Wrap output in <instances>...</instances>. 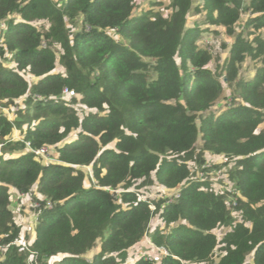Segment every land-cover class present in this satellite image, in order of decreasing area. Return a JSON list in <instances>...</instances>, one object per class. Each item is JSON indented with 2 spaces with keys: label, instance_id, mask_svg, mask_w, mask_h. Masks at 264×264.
Wrapping results in <instances>:
<instances>
[{
  "label": "trees",
  "instance_id": "obj_1",
  "mask_svg": "<svg viewBox=\"0 0 264 264\" xmlns=\"http://www.w3.org/2000/svg\"><path fill=\"white\" fill-rule=\"evenodd\" d=\"M158 2L134 12L136 0H0V105L19 107L12 120L0 112V242H11L0 264H27L9 188L51 202L31 207L36 264H201L214 249V264H264V0H170L165 13ZM190 12L206 28L188 27ZM206 31L230 39L217 70ZM247 57L254 74L241 78ZM223 83L232 102L212 110ZM63 88L77 96L61 100ZM14 127L18 140L7 137ZM26 142L55 145L57 161ZM206 155L234 162V192L191 178L188 162ZM139 182L180 193L139 198ZM145 233L178 258L128 260Z\"/></svg>",
  "mask_w": 264,
  "mask_h": 264
},
{
  "label": "built area",
  "instance_id": "obj_2",
  "mask_svg": "<svg viewBox=\"0 0 264 264\" xmlns=\"http://www.w3.org/2000/svg\"><path fill=\"white\" fill-rule=\"evenodd\" d=\"M3 27H4V23L0 22V30ZM201 40H202V44H203V39H201ZM0 42H2V40H0ZM72 96H77L75 94V91H73L72 89L63 88L62 93L60 94L59 98L61 100L67 101ZM36 97H39V96L37 95ZM21 102L22 101L19 100L17 104L21 105ZM18 108L19 107L17 105H11V106H1L0 105V112L3 113L4 115H6L9 120H12V115L14 113L13 117H15V115H16L15 112ZM19 139H20V137H19ZM1 146H2V144H0V147ZM26 147H27V150L31 151L36 156H39L43 160V162H45V163L57 161V152L55 150V145H41L39 147H31L29 142H26ZM2 155H4V154L0 150V156H2ZM210 160H212V162ZM210 160L207 161V159H206L205 160L206 162H204L201 167L198 166L195 162H192V161L188 162V166L192 172L191 178H197L200 181L208 182L209 188L211 190L217 192V193H221V192L222 193L223 192L228 193V192H226L227 188H226L225 184H224V186L219 187V186H216L215 184L211 183V178H212L211 175L213 173H216L217 175L219 173L218 178L221 177L220 176L221 172L223 173L221 167L212 168L211 165L213 163L214 164L215 163H225V165H223V166H231V164L233 165L234 162H232V161L228 162V158L226 156H223V155L222 156L211 155ZM225 182L228 183V185L232 188V191L230 193L234 192L235 187H234L233 181L228 179ZM180 187H181V184H177L176 186L171 187V188H166V187L160 186L157 190L158 197L167 198V201H170L172 198L178 197V195L180 193ZM130 190H134V188L131 187ZM110 191L112 193L118 194L121 191V189L115 188V189H111ZM138 192H139L138 193L139 198H144L147 196L146 194H144L142 192L141 189L138 190ZM17 196H18V198H21L23 202L26 199L24 202V207H26V204L28 202L27 198L30 199L29 195L25 194V193H19V194L17 193ZM41 200H43L45 207H51V202L48 199H45L42 197H39L36 200L30 199V201L28 202L27 208L31 209V211L28 214H34L32 208L41 207L40 206ZM232 204H234V202H232ZM149 208L151 211H153L155 209V205L153 203H149ZM22 230H23V232L21 233V236L15 237L13 239V242L17 246H20L21 248H23L24 250H26L28 252L27 257H26L27 264H36V253L34 250H32L30 248V245L32 243V237H31V234H29V232H30L29 227L25 229L22 226ZM143 240L146 241V243L148 245L146 253L143 254L144 259H146L150 262H153V263H159L162 260V258H164L165 256L176 257V256L172 255L165 246L156 245L153 242H151V240L148 239L147 233L144 234ZM10 244H11V242H8V243H1L0 242V254H3L7 250L8 246ZM218 255H219L218 250L214 249L213 253H211V256H210V260L213 261L212 262L213 264L217 260ZM59 257H60V255L52 257L49 259V261L53 262L54 260L58 259ZM176 258H178V257H176ZM179 260H180L181 264H194L192 262L183 261L181 259H179Z\"/></svg>",
  "mask_w": 264,
  "mask_h": 264
},
{
  "label": "rangeland",
  "instance_id": "obj_3",
  "mask_svg": "<svg viewBox=\"0 0 264 264\" xmlns=\"http://www.w3.org/2000/svg\"><path fill=\"white\" fill-rule=\"evenodd\" d=\"M150 1H156V0H136V8L134 9V12H138L141 10H145L147 9L149 6ZM194 3H196L197 0H193ZM170 0H159V2L157 4L152 5V9L154 10H160L163 13L166 12L167 6L169 4ZM197 14V15H196ZM248 14V13H247ZM246 13H242L239 22H243L246 18H248ZM204 14L203 13H192L190 12L189 16L187 17V26L191 27L193 23H198L201 25V28H206V23L204 22ZM208 28V27H207ZM210 28H214L211 27ZM220 30V28H218ZM249 30H251V27L249 28ZM209 31V30H207ZM205 32L203 35H201V38L203 39V45H207L208 48L210 49V51L212 52V56L213 59L211 60L209 66L210 68H212V70H217V67L219 65L222 64L225 56L227 55V49L225 47H222V44H226L230 41L229 38L225 37V35L218 33V34H212L210 32ZM261 32H264V30H262ZM206 46V47H207ZM254 62L251 61L250 58H246L240 65L239 68V76L241 78H250L253 74H254V70H255V66H254ZM62 70V66L56 62V71H60ZM224 85V89L222 92V95L220 100L215 104L216 106L212 107V110H216L219 109L221 106L226 105V99L230 102H232V100L230 99V90L229 87L226 83H223ZM228 95V98H224V96ZM75 107H77L79 112H82V106L78 103L77 105H75ZM262 126H264V122L261 124ZM72 135V133H71ZM73 137V135L71 136ZM208 160H210V155H206L205 157ZM212 162V160H210ZM210 162V163H211ZM220 164V163H217ZM230 164V163H229ZM234 166V164L231 166H221L223 173L221 172L220 176L219 173L218 175L216 173H213L211 176V183L215 184L216 186L222 187L226 186V192H228L227 194H230V192L232 191V188L228 185V183H226L225 181H227L229 179L228 177V172L229 170ZM85 173H87V175L90 172V166H82L81 167ZM213 168H215V164L213 163ZM225 180V181H224ZM89 181V179H88ZM141 182V181H140ZM139 184V188L142 190V192L144 194H152L153 192H156L159 188V186L154 183V184H146V185H140ZM9 191L11 193V197H12V201H11V205H12V209H13V213L15 216V219L22 224H28L30 226H26L24 227L26 228H30L29 231H33V224L32 221L28 220V213L31 211V209L27 208L28 207V202L30 201L29 198H27V204L26 207H24V202L22 201L21 198H18L17 193H14L15 190L12 188H9ZM231 209L232 210H236L233 208V206L231 205ZM235 217L238 219L239 215L238 212L234 213ZM26 222V223H25ZM160 223L159 217L155 214L153 215L150 224H149V229L152 228L155 225H158ZM228 230V227H220L217 228L215 230V233L217 234V236L219 238H221L223 236V234L225 233V231ZM30 233V232H29ZM147 251L146 247L142 246V247H133L131 248L129 255H128V260H134L135 258H138L140 256H142L143 254H145ZM207 264H211L210 262Z\"/></svg>",
  "mask_w": 264,
  "mask_h": 264
},
{
  "label": "crops",
  "instance_id": "obj_4",
  "mask_svg": "<svg viewBox=\"0 0 264 264\" xmlns=\"http://www.w3.org/2000/svg\"><path fill=\"white\" fill-rule=\"evenodd\" d=\"M197 15V14H196ZM20 100L22 101V98H20ZM21 104H22V102H21ZM14 116V113H13V115H12V119H14L15 117H13ZM260 128H264V126H262L261 124H260ZM73 135V137H71ZM70 134V135H68V137H67V139H69V140H72V139H74L75 137H76V135H75V133H73V134ZM22 136V134H21V132L19 131V129H17V128H13L12 129V131H11V133L9 134V136H7V137H9V138H11V139H13V140H18L19 139V137H21ZM27 150V149H26ZM24 152V149L23 150H20V151H16V152H14V153H12L11 155L12 156H16V155H18V154H20V153H23ZM7 156V155H6ZM30 219V220H29ZM28 220L29 221H32V220H34V214H28ZM26 223V222H25ZM160 223H161V221H160ZM27 224V223H26ZM26 224H23V228L26 226ZM32 224H33V222H32ZM27 226H30L29 225V223L27 224ZM154 227V226H153ZM152 227V228H153ZM30 229V228H29ZM150 230H151V228H150ZM29 234H31V237H33V233L30 231V233ZM142 247V246H144V247H148V245H147V243H146V241H144V240H142V241H140V242H138L136 245H134L133 247ZM133 247H131V248H133ZM131 248L128 250V252H130V250H131ZM87 259H91L90 257H86ZM203 264H207V263H203ZM211 264H213L212 262H211Z\"/></svg>",
  "mask_w": 264,
  "mask_h": 264
},
{
  "label": "clouds",
  "instance_id": "obj_5",
  "mask_svg": "<svg viewBox=\"0 0 264 264\" xmlns=\"http://www.w3.org/2000/svg\"><path fill=\"white\" fill-rule=\"evenodd\" d=\"M204 263H207V262H204ZM209 263V262H208ZM201 264H203V263H201Z\"/></svg>",
  "mask_w": 264,
  "mask_h": 264
}]
</instances>
